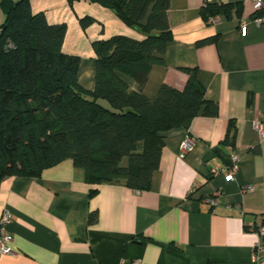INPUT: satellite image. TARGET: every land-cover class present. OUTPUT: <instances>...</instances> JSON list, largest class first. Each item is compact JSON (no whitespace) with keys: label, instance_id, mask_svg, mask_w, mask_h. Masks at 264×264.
Masks as SVG:
<instances>
[{"label":"crops","instance_id":"crops-1","mask_svg":"<svg viewBox=\"0 0 264 264\" xmlns=\"http://www.w3.org/2000/svg\"><path fill=\"white\" fill-rule=\"evenodd\" d=\"M216 2L234 8L212 24L201 17L203 0H170L171 41L142 92L154 100L163 84L181 90L184 69H193L218 116H197L187 130L164 134L147 191L124 182L90 185L69 160L39 178L2 180L0 215L12 216V253L0 255V264H253L257 236L248 228L264 224V139L252 127L264 129V26L252 23L257 13L249 0ZM30 9L50 25L66 26L62 51L79 58L77 82L86 91L94 88V42L142 38L88 0H30ZM187 136L193 149L179 158ZM232 156L238 159L234 180L212 177Z\"/></svg>","mask_w":264,"mask_h":264},{"label":"trees","instance_id":"trees-1","mask_svg":"<svg viewBox=\"0 0 264 264\" xmlns=\"http://www.w3.org/2000/svg\"><path fill=\"white\" fill-rule=\"evenodd\" d=\"M88 1L110 9L142 36L93 43L92 91L77 82L79 58L62 51L64 24L50 25L42 13H32L30 0H0V183L8 177L39 178L69 160L90 185L124 182L147 191L159 168L164 134L187 130L197 116H218V105L205 98L193 69H184L183 89L163 84L154 100L143 95L150 69L163 64L171 41L170 0ZM233 8L214 1L200 14L208 21L229 17Z\"/></svg>","mask_w":264,"mask_h":264},{"label":"built area","instance_id":"built-area-1","mask_svg":"<svg viewBox=\"0 0 264 264\" xmlns=\"http://www.w3.org/2000/svg\"><path fill=\"white\" fill-rule=\"evenodd\" d=\"M216 0H203V5H208ZM253 4V8L257 16L253 17L252 23L257 26H264V0H249ZM218 20H210V22L216 23ZM244 31V26L241 28ZM253 129L259 134L261 139H264V129L260 123H253ZM194 146V141L188 136L183 139L178 148V157L183 158L188 154ZM238 170V159L236 156H232L231 163L224 169H213L211 171L212 177L223 175L227 180H234ZM247 192L253 191L252 187L246 188ZM211 204H215V200H210ZM264 221V213L262 215ZM12 216L8 211H3L0 215V255H9L12 253L10 244L12 243V235L8 230V226L11 224ZM253 231L257 236V242L253 246L251 261L253 264H264V224L254 226L250 225L248 228ZM130 264H141L140 261H132Z\"/></svg>","mask_w":264,"mask_h":264}]
</instances>
